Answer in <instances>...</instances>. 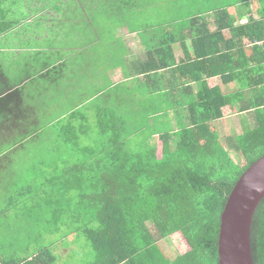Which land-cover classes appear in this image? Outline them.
Instances as JSON below:
<instances>
[{
  "label": "trees",
  "instance_id": "obj_1",
  "mask_svg": "<svg viewBox=\"0 0 264 264\" xmlns=\"http://www.w3.org/2000/svg\"><path fill=\"white\" fill-rule=\"evenodd\" d=\"M4 2L0 0V40L21 24L14 16L6 17ZM93 3L78 12L79 21L72 27L82 20L92 28L87 33L79 31L84 41L72 45L79 49L71 50L73 55L67 59V78L75 91L67 92L69 86L62 88L66 60L60 61V52L46 49V40L35 45L30 39L22 41L23 46L41 47L35 54L42 57L33 61L42 62L41 76L24 71V77L9 79L14 84L0 87L1 131L10 124L5 112L11 111V95H19L18 90L9 93L17 83L28 78L30 83L46 82V87L60 82L59 99L42 95L40 102L22 99L18 113H23L24 121L17 123L25 122L30 130L15 129L13 145L34 143L38 126H46L61 139L63 149L70 151L66 157L69 161L61 162L64 167L53 170L45 179L51 195L47 197L46 189L41 198L31 187L34 193L28 200H35L25 205L42 208L34 212L35 218L49 215L52 225L40 233L23 229L18 243L12 242L15 246L11 245V254L10 244L0 242V264H75L69 263L73 259L69 253L63 257L56 252L58 240L62 243L69 237L74 240L72 245L82 243L80 264H218L220 216L226 200L243 172L264 155V5L238 26L226 11L217 12L213 32L205 23L197 25L193 17L189 37L182 31L166 32V27L156 35L152 31L154 23L143 21L141 27L149 33L144 39L145 53L131 60L115 31L120 27L132 31L139 24L138 14L142 11L145 16V9L153 7V2ZM53 9L60 10L55 5ZM159 10L153 9V17L159 18ZM98 11L100 19L116 24L102 47L97 42L103 31L94 29L90 20ZM226 30L230 36L224 33ZM243 39L250 43L248 50L242 45ZM188 42L194 45L191 55L186 48ZM201 43L207 46L199 51ZM117 69L123 80L113 83L110 74ZM2 70L0 63V79L5 74ZM217 76L238 79L240 90L222 93ZM246 76L256 80L250 84ZM249 89L252 96L244 93ZM4 94L9 96L2 97ZM72 95H76L77 103H70ZM237 103L241 113H251L255 127L220 139L215 123L231 116ZM42 118L45 125H41ZM155 139L159 141L156 145ZM21 192L26 193L23 189ZM57 193L63 200L62 210L55 209ZM12 205L6 201L3 219L7 220ZM30 213V208L16 212L19 218ZM5 224L9 226L8 221ZM59 232V239L47 242L46 236ZM167 238L177 239L173 259L159 245ZM250 247L253 264H264V198L253 216Z\"/></svg>",
  "mask_w": 264,
  "mask_h": 264
},
{
  "label": "rangeland",
  "instance_id": "obj_2",
  "mask_svg": "<svg viewBox=\"0 0 264 264\" xmlns=\"http://www.w3.org/2000/svg\"><path fill=\"white\" fill-rule=\"evenodd\" d=\"M54 0H48L46 3L45 2H38L35 3L32 6L26 4V3H30V0H22L21 4H16L15 6H8L6 8H8L11 12H10V18L12 16H14V18L16 20H20V25L13 31V33L11 35H9L7 37V39H2L1 41V45L3 47L6 48L5 45H10L11 47L13 46V48H21V44L22 41H26V39H30L31 41L29 42H34V44L39 45L41 44L43 41L46 40V44L48 45L46 49L52 51V49L54 48V50H57L58 52H60V55L58 56L59 58L63 57V61L64 62L66 60V64L65 67L63 68V73H66V76L64 78V82L62 83V88L65 86H70L71 83V79L67 78L70 77L69 74V62H67V59L69 57H71L72 54H70L71 50H75L77 48L78 43L77 41H84L82 40V36L83 35H78L79 31H85L86 33L89 31V27L90 29L91 26H86L84 25V23L80 22V24L77 26H75V28H72V25H74L78 20L74 19L73 22L68 20V23H65L64 25L62 23H58L56 25V29L53 30L52 27L55 26V23H53L56 19L61 20V18L69 16L68 11H66L65 9L68 8L67 6H69V3H67V0H57V2H61L60 4H57L60 7V10L58 12L54 11L52 8H50L49 3L53 4ZM76 2V0H74ZM81 1H85L82 7H76V9L78 10V12L84 8V10L88 9L89 6V1L90 0H81ZM93 1H91V4H93ZM213 0L210 1V3L212 5H220L219 3H222V0L217 1V3H212ZM245 0H226L224 1V3H237V5L235 6V8H232L234 11L238 12H244V10H246L247 5L250 3V1L247 2L246 0V4H240ZM156 2V1H155ZM181 2L184 4L183 7H178L177 5H175L173 8V12H176L177 10H185L183 12V14L186 13V11H192L194 12L195 10L197 11H201V10H207L210 7V3L207 2V0H181ZM219 2V3H218ZM48 3V5H47ZM162 3H158L157 0V4L152 6H149L145 9V11H147L148 13H146V15H151L153 16V9L155 8L156 11L159 10V8L162 6ZM246 5V7H245ZM250 5L252 6V4L250 3ZM264 5V4H263ZM163 8V7H162ZM160 8V9H162ZM42 9L44 10V20L41 19L40 17V12L39 10ZM200 9V10H199ZM34 10V15L31 14V12ZM99 10V7H98ZM100 11V10H99ZM96 12L94 14H91V21L93 22L92 26L94 29H100L99 31L102 32V36L101 38L98 40L97 44L98 47H102L104 46V44L106 43V38L109 36L110 33H112V28L116 25L115 23H113V21L110 20H103V17L100 19V16H98L100 13ZM155 11V13H156ZM84 12V11H83ZM204 12V11H202ZM33 17V19H32ZM155 17V16H154ZM161 17H164L161 21H166L167 17H165V13L161 12ZM189 17V16H188ZM69 18V17H67ZM42 21H41V20ZM55 19V20H54ZM89 19V18H88ZM34 21L37 23H41L43 22V28L39 29L38 32H31L29 33V29L34 30V27L36 26L34 24ZM246 20H244L242 23H245ZM99 22L98 25H95L94 23ZM24 24V25H23ZM61 24V25H60ZM68 24V25H67ZM72 24V25H71ZM174 30L179 31L181 28H185L186 25H188V22L186 20L181 21L180 23H171L168 22L166 25L172 26L175 25ZM29 27L30 28L27 30V28L25 27ZM184 26V27H183ZM127 28V27H125ZM81 29V30H80ZM144 29V28H143ZM117 30V29H116ZM144 29L143 32H145ZM181 31V30H180ZM44 36H43V35ZM149 34L148 32L146 33V35ZM67 35V36H66ZM117 35L122 39V41H125L124 45L127 47L128 49V54L134 53V55L130 56V59L132 60L134 57H136V54H142L145 53L141 46L139 45V42L137 40L136 37H134L132 40H130V38H125L127 36V31L125 29H121L117 31ZM146 35H144V37H146ZM182 35L184 36V34L182 33ZM13 37V38H12ZM6 42V43H3ZM48 42V43H47ZM74 42V43H73ZM151 42V41H150ZM63 46L62 48L60 47ZM73 44H76V47H72ZM249 42H246V39H243V45L246 47V49L248 50V46ZM188 48H191V44H187ZM81 47V46H80ZM4 48V49H5ZM12 48V49H13ZM79 48H77L78 50ZM76 50V51H77ZM117 50V48H116ZM63 51V54H62ZM9 52V51H7ZM21 53H23V51H19V54L21 55ZM50 53V52H49ZM52 53V52H51ZM58 58V59H59ZM69 60V59H68ZM71 61V60H70ZM68 69H67V68ZM111 79L114 82H118L122 79L121 73L118 70L113 71L111 74ZM122 81V80H121ZM74 83V82H73ZM60 84V82L58 83V85ZM88 84V83H86ZM57 86L53 85H49L47 84V91L43 93L42 98H46V99H50V100H55L56 98H60V94H58V92H60V90H62L61 88H59ZM78 86V85H77ZM88 87H90V85L88 84ZM74 88V87H73ZM75 89V88H74ZM73 89V91H75ZM71 100L70 103H77L76 101V95L75 96H71V98L69 99ZM69 102V101H68ZM53 103V101H52ZM55 105V104H52ZM56 106H53V108L55 109ZM58 108V107H57ZM54 111V110H53ZM56 111H58V109H56ZM84 110H80V112L83 113ZM180 113V111L178 112ZM234 114V116L229 117L223 121H219L216 124V128H217V135L220 139H222V137H234L237 135H240L244 132L250 131L252 130L255 126H254V121H253V117L251 116V113L246 114V113H240L238 110V105L236 107H233L232 109V115ZM185 115H187V113H185ZM236 115V116H235ZM170 120H172V125L174 126L173 123V119L171 118ZM45 125V119L42 118L41 120V125ZM49 130V128H48ZM47 130V127L44 126L41 133L38 136V139L32 143V144H26L24 151H18L14 157L13 160V164L12 168H14V181L9 182L8 183V189H9V193L13 196L11 198H9V201L12 202V208L13 210H8L6 218L7 220L3 219L2 217H4L3 215H1L2 213V208L5 207L6 205V201H8V197L5 195V193H3V188L5 187V183H3V186L0 187V242L1 243H5V244H10L9 246V254H11L12 250L14 249L13 247H11V245H13V240L14 242L18 243V239L20 236V232L24 229V230H34L36 229L38 233H40L42 230H48V228H50V226L52 225L53 221L52 218H49L48 216H41V215H37V218H35V214L34 212H37L38 209H42L38 206H34L30 204V206H25L27 203L34 201L35 199H30V201L28 200V197L30 195H32L33 190H31V187H34L36 190H38L37 194L34 193V195H40L41 198H43V194L46 189H47V197H49L51 195V192L49 190V183H45V179L46 177L49 176V173H52L53 170L56 171L57 169H60L62 167H64L61 162L63 160H66L67 162L69 161V159H66V157L68 156V151L63 149V146L61 143L60 138L56 135L53 134V132H50ZM45 131H48V134H46ZM159 141L158 139L154 140V144H158ZM225 145V143H224ZM29 186V187H28ZM21 189H23L26 193L21 192ZM20 194H22L20 196ZM56 198L58 201V204L55 206V209L58 210H62L63 208V200L60 197V194H56ZM18 204V206L16 205ZM54 205H50L49 208H53ZM31 209L32 213H30L29 217H27L26 215L21 216L20 218L17 216L16 212L19 211H24V210H28ZM15 217H14V214ZM40 216V217H39ZM15 218V220H14ZM46 218V219H45ZM7 221L9 222V228L6 226ZM40 224V225H39ZM11 225V226H10ZM14 225V226H13ZM55 227V225H54ZM45 231V232H46ZM62 236V232H59L58 235H54V236H46L47 238V242H51L53 240H55L56 238L59 239ZM21 237V236H20ZM175 240H177L176 238H167L164 239L162 241H160L159 245L161 246L162 250L164 251L165 255L170 258L173 259L176 256V244H175ZM58 246L55 247L57 248L56 252L61 254L63 257L66 256L65 254L69 253L68 255L72 256L73 259L69 261V263H75V264H80L81 258L79 257V255H83V251H82V243H80L79 245L76 244H71V242L74 240L72 237H69L67 239H63L62 243L60 240H58ZM71 244V245H70ZM84 244V243H83ZM70 245V246H69ZM15 246V245H13ZM69 246V247H68ZM8 248V247H6ZM70 250V251H69ZM4 252V251H3ZM74 253H76L78 256H76ZM60 258V255H59Z\"/></svg>",
  "mask_w": 264,
  "mask_h": 264
},
{
  "label": "crops",
  "instance_id": "obj_3",
  "mask_svg": "<svg viewBox=\"0 0 264 264\" xmlns=\"http://www.w3.org/2000/svg\"><path fill=\"white\" fill-rule=\"evenodd\" d=\"M37 1L46 3L48 0H30V3L28 2L26 4H28V5L33 7V5L35 3H38ZM91 1L92 0H90L89 2H91ZM210 1L211 0H207L208 3H210ZM217 1H219V0H213L212 3L215 4V3H217ZM224 1H226V0H222V3L218 2L220 4L218 6L217 5H212L210 3V7L207 10H201V11L195 10L194 12L186 11V13L183 14V12L185 10H177L176 12L172 13L173 10H174L173 7L175 5H177L178 7H183L184 4L181 2V0H158L159 4L160 3L163 4L161 6L163 8L160 9L159 11L165 13V17H167L166 21H161L164 18V17H161V12H159L157 14V16L159 17V18H157V17H153L151 15L143 16L141 14V12H142L141 11L138 14L139 16L136 18V21L139 24H136L137 26L135 25L134 29L132 31H130L128 28L120 27V28H118L115 31V34H116V37L120 38L117 35V31L121 30V29H125L127 31V36L125 38H130V40H132L134 37H136L138 42H139V45L141 46V48L143 50V48H144V39H145L144 35H146V33H147V31L143 32L144 29L141 27V24L143 23V21H148V20L152 21L154 23L152 31H154V33H156V35H157V32L159 30H161V32H162V30H163L162 28H164V27H166V32L176 31V30H174V27L176 26V24L172 25V26H169V25H166L168 22H175V20H177L176 22L180 23L181 21L186 20L188 22V25H186L185 28H181L180 29L182 31L181 33H183L184 36L186 37V36H188V34H191L190 30H192L193 27L190 28L189 23L191 22V19L193 17H195L197 19V22H198L197 25L205 23L206 28L208 29V31L209 32H213L215 30V27H216L214 17L217 14V12L226 11V13L230 17V19L234 22V26H238V25L245 24L247 22L249 14H253L254 12H256L258 10L259 6L263 4V2H262L263 0H247V2L245 0L242 3H240V4H246V3H248V1H250L252 6L249 3L247 5V7L245 5L246 10H244V12L242 11V12H238L237 13L236 11H234L232 9V8H235L237 3H234V4H232L230 2L229 3H224ZM21 2H22V0H5V2L3 3V8L5 10H8V13L6 14L7 18H10V12L11 11L8 8H6V7L15 6L16 4L19 5V4H21ZM84 2L85 1H81V0H76V2L74 0H67V3H69V6H67L68 8H66L65 10L68 11V13H69L68 15L69 16H67V14H66V17H64V18L62 17L61 20H58V19L55 20L54 19L55 21L53 23H55V26L52 27V29L55 30L56 29V25L58 23H62L64 25L65 24V19L70 20L72 22H73L74 19L79 21L78 10L76 9V7H78L80 5L83 6ZM149 2H151V3L153 2L152 5H156L157 4V2L156 3L154 2V0H149ZM52 3L53 4L49 3V6H50V8L53 9V5H55L57 7L58 6L57 4H60L61 2H57V0H54ZM47 5H48V3H47ZM59 9H60V7H59ZM53 10L58 12V10H55V9H53ZM202 11H204V12H202ZM39 12H40L41 19L44 20V10L40 9ZM31 14L34 15V10L31 12ZM67 17H69V18H67ZM176 17H179V18H176ZM197 17H199V19H200L199 21H198ZM32 19H33V17H32ZM244 20H246L245 23H242ZM74 22H75V20H74ZM34 24L36 25L34 27V30L29 29L30 26L26 27L27 30L29 29V33L38 32V30L42 29L43 25H44L43 22L37 23L35 21H34ZM72 27H73V25H72ZM157 27H159V28H157ZM224 33L227 34L228 36H230L228 34L227 30L224 31ZM247 41L248 40H246V42ZM23 42L21 44V48H16V47L13 48V46L11 47L10 45H5L6 46V48H5V47H3L1 45V41H0V63L3 66V70L2 71L5 73L4 74V78L0 79V87L1 88H4L5 86L10 85V84H14V83H12V81L9 80L12 77L15 78V79H17V76L20 77V78L24 77V75H23V74H25L24 71L33 72V76L34 77H36L37 75L39 77L41 76V73H39L40 72L39 69L42 68L40 66L42 62L33 63L34 60L37 61L35 59V57H37L38 59H40L42 57V55H36L35 54L36 52L41 50V47L37 48V47H31V46H25V45L23 46ZM3 43H6V42H3ZM124 43H125V41H123V45H124ZM188 44H190V43L188 42ZM206 44L207 43H201L200 46L198 47V50L200 51L202 48L206 47L207 46ZM26 45H27V43H26ZM191 46H194V45L192 44ZM246 46H248L250 48V43H249V45L246 44ZM124 47H125V51L127 52V55H129V56L134 55V53L128 54L127 47L125 45H124ZM186 48L189 51V55H191V53H192L191 52V48L189 49L188 46ZM244 48L246 49L245 46H244ZM7 51H9V52H7ZM19 51H23V53H21V55H20ZM40 53H42V52H40ZM232 53L235 55V53L233 51H232ZM62 54H63V51H62ZM138 55H140V54H138ZM60 61H63V57L60 59ZM235 69H237V68H235ZM109 74H110V72H109ZM225 76H217L216 79H215L216 83L218 84V87H219V89L221 90L222 93H224V94L225 93H235L238 90H240V88H239L240 87V81L238 79H232V78L231 79H229V78L225 79ZM246 77H247V79L250 80V82H249L250 84L253 83L256 80V77H254V76H246ZM30 79L31 78H28L25 81H22L20 83H17V84L15 83L16 85L13 87L14 89L10 90L9 93L13 92L14 90L16 92V90H18L19 91V93H18L19 95H17V93L16 94L13 93L14 94L13 96L11 95L12 101H10V103H9V110H11V111L5 112V115H8L7 118L10 119V124L9 125L7 124L6 126H4L2 128V130L0 131V187H2L3 183H5V187H2V188H3V193H5V195L8 197L7 198L8 200H9V198L13 197L9 193V189H8V183L15 180L14 179V175H15L14 168H12V165H14L13 164V160H14V157H15V155H16V153L18 151H20V150L23 151L25 149V146H16V145L14 146L13 145V138H14L13 136L15 134V129L18 128V130H21L22 132L30 130L29 125L26 124L25 122H18L20 124V126H18L17 121H24L21 118V114H23V113H18V112H20V108H19L20 103L21 102L23 103L22 99H24V101L27 102V103L34 102V101H38V102L43 101V100L39 99V96L43 95L44 89L47 88L46 87V82L40 81V82H42L41 83L42 85L39 82L35 81V80L33 81V83H30L29 82V81H31ZM110 79H111V75H110ZM121 80H123V78ZM98 81H100V80H98ZM111 81H112V79H111ZM112 82L116 83L114 81H112ZM73 89H74L73 87L69 86L65 90H67V92H68L69 90H73ZM244 93L247 96H252V90L251 89L245 90ZM8 96H6V94L2 95V97H8ZM30 96H35L38 99H35V100L31 99ZM21 105H23V108H25L24 104H21ZM237 105H238V110H239L240 109L239 108V103L235 104L234 107H236ZM15 107L18 108V111L16 110L17 108L15 109ZM239 112H240V110H239ZM246 114H248V113H246ZM2 115H0V116H2ZM232 116H234V114L229 116V117H232ZM221 121H223V120H221ZM41 131H42L41 126H38V133L40 134ZM27 143H28V140H27ZM2 213H3V211H2ZM6 226L9 227L8 224Z\"/></svg>",
  "mask_w": 264,
  "mask_h": 264
},
{
  "label": "water",
  "instance_id": "obj_4",
  "mask_svg": "<svg viewBox=\"0 0 264 264\" xmlns=\"http://www.w3.org/2000/svg\"><path fill=\"white\" fill-rule=\"evenodd\" d=\"M264 198V155L253 162L233 186L220 216L218 264H253L250 231Z\"/></svg>",
  "mask_w": 264,
  "mask_h": 264
}]
</instances>
